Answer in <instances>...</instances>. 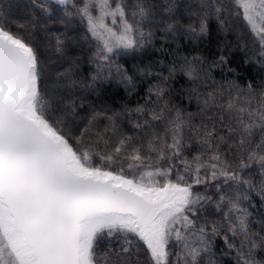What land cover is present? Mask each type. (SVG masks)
<instances>
[{
  "label": "snow or ice",
  "instance_id": "1",
  "mask_svg": "<svg viewBox=\"0 0 264 264\" xmlns=\"http://www.w3.org/2000/svg\"><path fill=\"white\" fill-rule=\"evenodd\" d=\"M0 264H264V0H0Z\"/></svg>",
  "mask_w": 264,
  "mask_h": 264
},
{
  "label": "trees",
  "instance_id": "2",
  "mask_svg": "<svg viewBox=\"0 0 264 264\" xmlns=\"http://www.w3.org/2000/svg\"><path fill=\"white\" fill-rule=\"evenodd\" d=\"M251 71L253 74H255L254 69H252ZM238 74L247 77L248 71H245V69L243 67H241L240 69H238Z\"/></svg>",
  "mask_w": 264,
  "mask_h": 264
}]
</instances>
